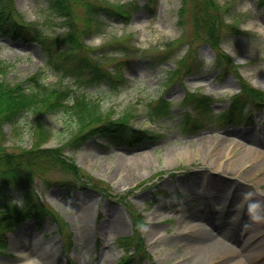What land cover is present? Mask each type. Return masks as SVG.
<instances>
[{"label": "rangeland", "instance_id": "obj_1", "mask_svg": "<svg viewBox=\"0 0 264 264\" xmlns=\"http://www.w3.org/2000/svg\"><path fill=\"white\" fill-rule=\"evenodd\" d=\"M104 1L125 5L131 15L128 23V19L109 18L99 32L85 37L86 44L97 50L96 61L113 73L112 65L123 56L109 58L99 49L112 53L108 44L123 41L141 50L132 56L129 67L117 69L124 79L114 82L115 87L87 84L90 73H80L76 67H67L74 72L60 74L47 65L39 45L4 36H0V80L23 82L42 71L47 85L60 83L72 91V99L86 92L89 100H98L100 109L112 116L134 112L131 124L146 134L129 145L91 136L77 150L64 149L68 159L102 181L108 191L86 186L68 192L57 181L64 174L49 171L37 176L31 200L50 208L69 225L71 243L62 241L66 235L59 232V223L51 215L42 223L34 217L5 231L7 246L0 253V264L22 263L16 250L25 243L34 254L31 264H119L126 256L120 239L133 234L135 211L143 217L140 237L147 257L135 256L129 264H234L256 232L247 224L252 213L246 208L255 205L264 213V108H254L252 119L231 114L232 97L240 91L239 75L264 91V7L260 0H217L227 24L221 47L238 65L221 70L215 51L194 34L190 13L181 25L183 0ZM13 2L23 20L38 24L50 35L68 31L49 0ZM76 12L83 17V8L78 6ZM169 52L163 63L157 62L160 54ZM130 59L125 55L126 61ZM179 66V73L166 79V71ZM189 93L212 97L209 110L194 109L186 100ZM162 98L171 104L170 115L152 119L151 109ZM42 121L52 131L44 142L46 148L64 145L75 125L63 113L45 115ZM18 122L17 127H2L3 142L9 148H28L36 118L25 115ZM252 152L259 154L257 160L241 165ZM218 159L220 170L214 167ZM218 189L225 193L217 194ZM5 190L0 203H22L23 194ZM239 192L241 196L231 204ZM199 209L205 218L186 219ZM199 228L224 249L190 251L186 241ZM261 240L264 243V233L255 238V242ZM250 253V264L264 258L262 247Z\"/></svg>", "mask_w": 264, "mask_h": 264}, {"label": "trees", "instance_id": "obj_2", "mask_svg": "<svg viewBox=\"0 0 264 264\" xmlns=\"http://www.w3.org/2000/svg\"><path fill=\"white\" fill-rule=\"evenodd\" d=\"M51 10L59 15L67 32L57 36H51L34 23L23 20L22 14L16 9L13 0H0V36L12 40H20L25 44L36 43L43 51V56L48 65L60 74H67V67H76L80 73L87 70L90 77L89 85L108 84L115 87L114 82L123 80L117 69L123 70L129 67V61L125 55L133 56L140 51L134 45L125 44L123 41L110 42L111 54L123 56L116 60L112 67L113 73L106 71L96 61L99 59L96 49L89 47L85 37L91 32H99L107 19H128L131 11L123 4H114L102 0H49ZM264 6V0L260 1ZM84 9L83 17L76 12L77 7ZM137 6V5H136ZM138 7V6H137ZM136 8V7H135ZM190 13L194 34L208 43L216 52L218 65L223 68L237 69L231 58L222 50L221 42L223 31L227 28L224 20L223 8L217 0H183L180 12L181 25L185 24V18ZM128 22V21H127ZM99 53L108 54L105 48L99 49ZM167 54V53H166ZM166 54H160L157 62L166 59ZM154 56V55H152ZM102 58V57H100ZM114 59V58H112ZM181 65L183 61L180 62ZM123 67V68H121ZM179 70L166 71V79L173 78ZM75 69V68H74ZM193 68H190L191 71ZM3 71V69H1ZM194 70V69H193ZM188 71V72H189ZM240 92L232 97V109L240 116H247L254 108H264V91H261L239 75ZM45 75L37 73L23 82L10 83L0 80V199L6 195L7 188L13 192L23 194V205L0 203V252L5 246L4 234L19 223L38 217L42 223L47 214L51 215L60 228L68 232V225L51 212L50 208L44 207L39 202L32 201L33 182L37 176L44 177L49 171H57L65 175V178L57 180L60 185L69 190L68 192L86 186H92L107 192V187L99 180L81 170L72 160L64 155V149L70 147L74 150L81 148L89 137L98 135L106 138L110 143L133 144L144 137L146 131L135 130L131 125V118L135 116L132 111H124L117 116H112L110 111H102L98 100H89L87 93H83L76 99L71 98L72 91L62 87L60 83L54 86L47 85ZM26 83V84H25ZM194 105V109L203 108L209 110L212 97L189 93L186 99ZM171 104L162 98L159 105L151 109L150 116L165 117L170 115ZM63 113L74 122L71 136L65 139L64 145L56 148L43 147L44 142L51 136V129L43 123L45 115ZM25 115H32L36 123L32 128V144L28 148H9L3 142L2 127L4 125L18 126V121ZM185 120L187 125L188 122ZM146 136V135H145ZM9 190V191H10ZM141 213L135 211L132 215L133 235L121 239V246L127 251L134 252L128 259L120 264H127L133 255L145 258V246L140 237L142 224ZM71 235V232H70Z\"/></svg>", "mask_w": 264, "mask_h": 264}, {"label": "bare ground", "instance_id": "obj_3", "mask_svg": "<svg viewBox=\"0 0 264 264\" xmlns=\"http://www.w3.org/2000/svg\"><path fill=\"white\" fill-rule=\"evenodd\" d=\"M235 145H239V143H236ZM252 153H253L252 157H250L247 160L244 159V161H242L240 164L242 165L246 161L257 160L255 158V156H258L259 154H256L254 152H252ZM219 162H220V159H218L217 163L214 165L216 170H220V168H222L220 166ZM241 165H236V166L241 167ZM224 193H225V189H218L217 194H220L222 196ZM238 195L241 196V193L239 192L236 195L235 199L234 198L232 199V201L230 202L231 204L232 203L234 204V201L239 197ZM199 210L200 211L197 213H192V214L189 213L186 216V219H188L190 221V219L192 220V219H197V218L198 219L205 218V214L203 213V211L201 209H199ZM249 211L252 213V215L248 216L250 218H247L246 214H245L244 219L247 218V220H248L247 224L249 223L250 227L253 226L256 229V232H255V235H253L250 238V244H248L246 247L247 250H245V252H247L248 254L245 253L244 251H243L244 253H242L241 255L238 253L240 255V257L234 262V264H250L253 260L251 253H250L251 249L255 250V249H257V246L262 247L263 253H264V243L262 242V240L260 242H257V241L255 242V238L264 233V213H263L261 208H259V207L255 208L253 206L248 207V209L246 208V212H249ZM188 239L189 240L186 241V243L188 245V248H190V251L195 249L197 251L202 250L204 253H207V251L214 252L213 250H216V247H218V246H219V248L224 249V247L219 243V241L217 242L216 240L211 239L210 234L207 233L204 228L197 229L195 235H190V237ZM29 245H30L29 243L18 245V249L16 250V253H18L19 256H21V258L24 259V261L20 264H31V262H32L31 258L34 257V254L32 253V248H29ZM257 255H260V254H257ZM263 260H264V258L262 260H259L258 262H256V264H261L260 262L263 263Z\"/></svg>", "mask_w": 264, "mask_h": 264}, {"label": "clouds", "instance_id": "obj_4", "mask_svg": "<svg viewBox=\"0 0 264 264\" xmlns=\"http://www.w3.org/2000/svg\"><path fill=\"white\" fill-rule=\"evenodd\" d=\"M253 206H255V205H253ZM246 227H247V225H246Z\"/></svg>", "mask_w": 264, "mask_h": 264}]
</instances>
